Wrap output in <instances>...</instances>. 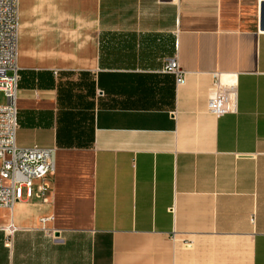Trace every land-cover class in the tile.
I'll return each mask as SVG.
<instances>
[{
	"label": "crops",
	"instance_id": "0c3cea01",
	"mask_svg": "<svg viewBox=\"0 0 264 264\" xmlns=\"http://www.w3.org/2000/svg\"><path fill=\"white\" fill-rule=\"evenodd\" d=\"M263 5L20 0L17 144L56 170L0 264H264Z\"/></svg>",
	"mask_w": 264,
	"mask_h": 264
},
{
	"label": "built area",
	"instance_id": "2783aa9c",
	"mask_svg": "<svg viewBox=\"0 0 264 264\" xmlns=\"http://www.w3.org/2000/svg\"><path fill=\"white\" fill-rule=\"evenodd\" d=\"M20 0H0V209H13L23 198L31 197L36 188L41 198L56 170V149L40 146L20 147L17 133L20 127L19 92ZM163 71L174 74L177 83L184 84L187 72L176 57L165 59ZM218 85V82H217ZM230 96L219 93L208 102L209 111L222 116L230 111ZM40 184L36 186V182ZM18 230L13 224L5 228V245L11 249L13 235Z\"/></svg>",
	"mask_w": 264,
	"mask_h": 264
},
{
	"label": "rangeland",
	"instance_id": "374dc122",
	"mask_svg": "<svg viewBox=\"0 0 264 264\" xmlns=\"http://www.w3.org/2000/svg\"><path fill=\"white\" fill-rule=\"evenodd\" d=\"M4 102L3 93H0V103Z\"/></svg>",
	"mask_w": 264,
	"mask_h": 264
},
{
	"label": "water",
	"instance_id": "95a60500",
	"mask_svg": "<svg viewBox=\"0 0 264 264\" xmlns=\"http://www.w3.org/2000/svg\"><path fill=\"white\" fill-rule=\"evenodd\" d=\"M263 19H264V5H263ZM264 24V23H263ZM264 26V25H263Z\"/></svg>",
	"mask_w": 264,
	"mask_h": 264
}]
</instances>
